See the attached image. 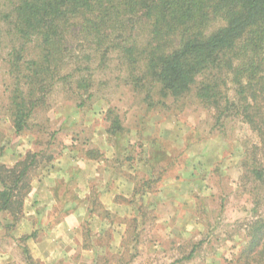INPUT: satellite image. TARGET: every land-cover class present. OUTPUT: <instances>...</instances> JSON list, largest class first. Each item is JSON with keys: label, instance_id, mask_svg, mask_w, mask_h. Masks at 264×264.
Listing matches in <instances>:
<instances>
[{"label": "trees", "instance_id": "16d2710c", "mask_svg": "<svg viewBox=\"0 0 264 264\" xmlns=\"http://www.w3.org/2000/svg\"><path fill=\"white\" fill-rule=\"evenodd\" d=\"M0 60L7 75L4 115L15 134L34 136L38 147L13 166L0 161L5 230L13 232L24 217L35 174L62 154L53 149L59 131L39 117L53 108V95L63 93L65 102L86 113L104 97L101 91L123 86L148 111L203 110L213 136H227L235 120L249 126L257 141L243 145L236 194L245 196L252 216L245 244L228 264H264V0H0ZM105 121L110 143L119 144L127 130L116 107L108 108ZM80 140L84 147L90 138L75 134L70 148L79 152ZM83 156L103 158L98 149L83 148ZM146 162L154 176L139 179L135 194L141 198L161 186L167 170L157 176L150 158ZM56 197L62 201L59 190ZM88 201L92 212L103 209L96 191ZM199 208L205 213V205ZM138 214L130 220L135 242L138 228L157 219L148 218L144 204ZM203 244L180 261L193 259ZM23 252L33 263L27 245Z\"/></svg>", "mask_w": 264, "mask_h": 264}, {"label": "rangeland", "instance_id": "374dc122", "mask_svg": "<svg viewBox=\"0 0 264 264\" xmlns=\"http://www.w3.org/2000/svg\"><path fill=\"white\" fill-rule=\"evenodd\" d=\"M6 79V69L0 60V146L4 147L0 161L12 166L28 150L38 147L33 145L34 136L15 134L11 121L4 115L5 110L2 109L7 101L2 91ZM59 93L53 95L56 99L53 108L39 115L40 119L50 121L49 130L59 131L53 149L62 154L56 160L64 158L75 134L80 139L90 138L87 146L83 147L81 140L77 144L78 153L82 156L83 148H93L97 141L104 136L107 138L105 114L109 107H116L127 130L119 138V144L113 139L117 155L127 151L125 147L128 143L141 141L145 149L151 143L150 154L143 147H136L134 153H129L139 159L143 156L145 160L150 158L157 176L161 169L164 171L167 168L161 186L144 200L148 218L157 216L156 221L145 224L144 231L143 226L138 228L140 235L136 236L137 242L131 236L132 231L125 242L123 254L114 253L111 256L112 252L108 250L100 259V264L126 261H131V264H228L233 261L245 244L246 223L252 216L250 205L243 201L245 196L236 194L243 174V145L247 140L257 141L248 125L235 120L227 127V136H213L209 132L210 120L203 110L189 108L184 112L161 114L160 110L148 111L147 106L123 86H111L101 91L99 95L104 97L95 101L92 110L86 113L78 110L74 102H65L63 93ZM151 153L153 157H150ZM217 168L218 171L213 172ZM42 174L43 171L35 174L33 181ZM164 182L168 183L162 190ZM59 196L62 201L50 211L52 221L67 215L71 211L67 208L68 204L76 197L73 188L69 190L64 185L59 187ZM201 204L205 205V213L199 208ZM260 213L264 214V207ZM1 219L4 220V214L0 215ZM18 225L13 232H9L0 223V252L4 250L13 255L6 260L0 259V264H28L23 247L28 246L30 240L26 243L19 240L25 234L19 236L18 232L22 233L23 227L18 230ZM85 225L82 224L86 233ZM200 241L204 244L194 258L181 262L184 255L191 252L192 246ZM33 264L40 263L33 260Z\"/></svg>", "mask_w": 264, "mask_h": 264}, {"label": "crops", "instance_id": "0c3cea01", "mask_svg": "<svg viewBox=\"0 0 264 264\" xmlns=\"http://www.w3.org/2000/svg\"><path fill=\"white\" fill-rule=\"evenodd\" d=\"M136 147L149 153L151 143L148 149L141 141L128 143L127 151L117 155L115 144L110 143L107 135L89 148L98 149L103 155L101 160L89 159L70 148L64 158L55 160L32 181L24 217L18 225V230L22 227L23 230L18 234H36L27 243L33 260L40 264H100L98 261L108 250L111 256L123 254L128 235L133 231L130 219L136 217L138 208L154 193L148 191L142 198L135 194L140 177L154 176L144 156L139 159L129 153H134ZM168 182L163 183L162 190ZM62 185L69 190L72 187L77 199L69 202L67 208L71 211L67 215L52 221L50 211L59 204L56 193ZM93 191L99 194L103 206L99 212H92L88 201ZM83 223L89 233L83 232ZM1 226L4 228L2 223ZM12 256L11 252H0L1 260Z\"/></svg>", "mask_w": 264, "mask_h": 264}]
</instances>
